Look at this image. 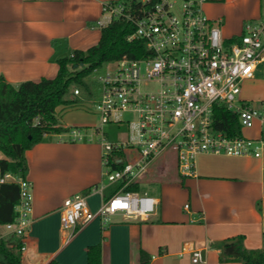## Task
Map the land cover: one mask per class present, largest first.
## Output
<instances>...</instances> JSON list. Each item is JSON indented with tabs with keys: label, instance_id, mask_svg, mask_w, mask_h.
Here are the masks:
<instances>
[{
	"label": "crops",
	"instance_id": "crops-1",
	"mask_svg": "<svg viewBox=\"0 0 264 264\" xmlns=\"http://www.w3.org/2000/svg\"><path fill=\"white\" fill-rule=\"evenodd\" d=\"M112 1L118 0H0V77L13 86L54 78L58 59L97 44L108 23L102 7ZM201 8L208 19L220 20L223 38H237L245 23L263 15L264 0H205ZM240 99L264 102V61L242 83ZM71 107L55 110L64 132L40 136L24 153L32 212L22 264H88V249L95 245L100 264H140L141 251L150 256L149 264H242L220 261V244L239 235L245 248L264 254V148L257 158L201 153L196 176L188 178L179 176L167 157L174 176L148 182L161 184L159 195H150L157 200L154 215L141 220L115 214L107 222L95 217L63 233V201L84 193L89 210L96 212L107 188L91 192L103 182L102 148L84 137L72 140L71 125L61 122ZM253 127L247 138L262 136L259 124ZM196 250L201 263L192 262Z\"/></svg>",
	"mask_w": 264,
	"mask_h": 264
},
{
	"label": "built area",
	"instance_id": "built-area-1",
	"mask_svg": "<svg viewBox=\"0 0 264 264\" xmlns=\"http://www.w3.org/2000/svg\"><path fill=\"white\" fill-rule=\"evenodd\" d=\"M134 1V7L126 0L102 7L107 24L113 18L132 24L127 41H141L145 54L107 63L113 67L98 75V93L88 92L99 121L93 132L100 136L103 165V182L91 192L119 181L126 185L135 182L161 157L172 158L178 175L184 178L196 176V157L201 153L259 157L264 148L262 136L247 138L242 130L258 123L264 134V102L259 106L242 102L240 92L242 83L253 77L256 64L264 61V13L245 23L239 37L225 39L220 20L208 19L203 13L205 0ZM80 94L78 88L72 90L74 97ZM214 107L237 115L240 137L229 138L214 129ZM104 125H124L125 132L112 141L103 131ZM82 137L78 130L72 131L73 141ZM110 162L122 168L110 170ZM5 182L17 185L18 200L15 219L2 227L0 238L21 236L23 252L31 224V183L25 177L0 173V185ZM86 197L80 193L63 201V233H72L95 217L103 222L115 214L147 219L154 215L157 204L151 196L121 189L91 212ZM192 262H203L199 251L192 252Z\"/></svg>",
	"mask_w": 264,
	"mask_h": 264
},
{
	"label": "trees",
	"instance_id": "trees-1",
	"mask_svg": "<svg viewBox=\"0 0 264 264\" xmlns=\"http://www.w3.org/2000/svg\"><path fill=\"white\" fill-rule=\"evenodd\" d=\"M131 7L134 0H126ZM112 1L110 3H115ZM133 32L130 22L113 18L109 24L101 27L97 44L85 51L75 50L70 56L57 60L58 71L54 78H42L38 82L25 81L17 86L7 83L0 77V173H10L25 177L27 164L25 151L31 149L42 135L64 132L58 126L54 116L59 106L72 105L69 99L73 87H85L84 82L90 74L103 64L111 63L126 56L136 59L144 56L145 48L141 41H127ZM213 127L229 138L241 136V127L236 114L223 107H214ZM264 140V134H262ZM110 170H120L121 165L111 163ZM264 179V172H263ZM123 189L138 192V182L125 184L119 181L110 185L103 193L106 202L116 192ZM18 200V187L14 182L0 185V234L1 228L15 219L14 207ZM21 236L7 234L0 238V264H22ZM221 262H240L242 264H264V254L259 249H247L243 245V236H235L220 244ZM88 264H100V247L88 249ZM150 256L140 252V264H149Z\"/></svg>",
	"mask_w": 264,
	"mask_h": 264
},
{
	"label": "rangeland",
	"instance_id": "rangeland-1",
	"mask_svg": "<svg viewBox=\"0 0 264 264\" xmlns=\"http://www.w3.org/2000/svg\"><path fill=\"white\" fill-rule=\"evenodd\" d=\"M180 2L181 0H176ZM107 16V14H106ZM113 66H109L107 63L103 64L100 68H98L95 72L90 74L87 78H85L84 82L86 84L85 87L75 86L74 88H78L81 92L79 97L75 98V103L73 107L67 109L62 115L63 119L61 122L68 123L71 125V129L69 130V135L72 136V131L78 130L81 135H83V142H99V135L91 136V129L96 127L99 123L97 115L94 114L92 108L90 107V96L91 94H97L99 90V83L97 82L98 75H102L106 70ZM72 91V90H71ZM89 92V93H88ZM72 92H70L68 97H71ZM251 105H256L251 102ZM76 124L77 126L75 127ZM103 131L107 134L110 140L115 141L121 133L125 132V126L122 125L120 127H116L114 125H104ZM94 130V129H93ZM256 129L253 127L252 129H243L242 133L244 137H252V133L255 132ZM251 133V134H250ZM77 141L76 142H82ZM155 163L148 167V170L144 173V175L140 176L139 179L135 178V181L138 182V194L139 195H159V191L161 188V184L158 182L148 183L150 181H154L156 179H170L174 176V170L172 167V160H168L167 157H161L160 159L154 161ZM264 225V219H263Z\"/></svg>",
	"mask_w": 264,
	"mask_h": 264
}]
</instances>
